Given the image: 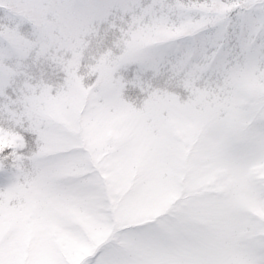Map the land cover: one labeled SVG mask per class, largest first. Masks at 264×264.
Returning <instances> with one entry per match:
<instances>
[{
  "label": "snow or ice",
  "instance_id": "obj_1",
  "mask_svg": "<svg viewBox=\"0 0 264 264\" xmlns=\"http://www.w3.org/2000/svg\"><path fill=\"white\" fill-rule=\"evenodd\" d=\"M149 2L155 8L174 3L182 9L181 17L161 18L157 25L164 35L152 50L126 55L112 67L119 80L97 81L83 115L77 107L60 115L51 106L69 92L51 97L46 110L25 99L23 113H12L7 123L0 118V264H134L122 245H149L185 232L182 205L148 222L124 226L121 200L109 181L111 172L93 142L98 119L107 131L119 117L113 106L121 98V78L143 88L169 77L182 78L184 85L246 78L258 86L255 108L264 113V89L257 84L264 69V0ZM143 4L144 0H0V41L18 45L20 67L27 75L42 86L55 84L61 74L58 61L49 55L51 49L73 42L83 48L94 35L104 37V47L114 46L119 17L127 19ZM191 5L201 10L196 21L190 16ZM45 11L53 13L46 30ZM15 101L10 79L0 75V109L5 103L13 107ZM213 123L218 133L212 146L217 162L250 194L264 195V186L247 185L244 175L247 164L259 161L255 171L264 177V129L249 138L232 115ZM76 132L82 133L83 145L74 139ZM81 147L88 148L87 158L77 152ZM101 204L110 206L107 215L98 211ZM13 231L43 237L39 253L21 251L10 238ZM214 264H264V225L237 237L232 258Z\"/></svg>",
  "mask_w": 264,
  "mask_h": 264
},
{
  "label": "rangeland",
  "instance_id": "obj_2",
  "mask_svg": "<svg viewBox=\"0 0 264 264\" xmlns=\"http://www.w3.org/2000/svg\"><path fill=\"white\" fill-rule=\"evenodd\" d=\"M103 43V36L97 39L94 35L85 43L81 59L85 52L98 57L111 56L115 41L114 46L104 47ZM110 70L111 65L107 63L101 66V71ZM121 82V97L129 102L136 101V106L143 111L133 121L119 113L107 131L104 122L98 119L93 128V142L100 161L111 172L109 181L112 192L121 200L124 226L148 222L182 205L185 231L199 232L198 221L205 216L225 219L229 228L242 227V220L227 217L218 196L236 183V178L217 162L212 152L218 134L213 122L220 120L217 113L223 114L231 110L230 106L238 105V97L233 95L223 104H213L201 92L194 106L191 102L196 92L193 84H185L177 92L160 90L147 97L140 85L122 78ZM51 106L60 115L69 106L79 108L84 114L88 96L83 93L79 67L70 94ZM118 130L123 131L117 134ZM259 164L255 161L250 167L255 170ZM10 238L21 251L29 254L39 253L44 243L43 237L35 233L18 236L13 231Z\"/></svg>",
  "mask_w": 264,
  "mask_h": 264
},
{
  "label": "clouds",
  "instance_id": "obj_3",
  "mask_svg": "<svg viewBox=\"0 0 264 264\" xmlns=\"http://www.w3.org/2000/svg\"><path fill=\"white\" fill-rule=\"evenodd\" d=\"M184 8H189V5H184ZM181 14L182 9L174 3H169L163 8H155L149 0H144L143 6L129 13L127 19L119 17L121 22L117 24V31L113 33L115 47L111 56L98 57L85 52L81 59L83 48L74 42L51 49L49 55L58 61L61 79L55 84L46 86H42L38 79L27 75L20 67L22 61L16 51L18 45L7 40L0 41V75L10 79L12 91L17 96L13 107L10 108L8 103H5L3 109H0V118L7 123L12 113H23L25 99L46 110L51 97L68 94L71 91L77 67H79L80 78L83 80V93L88 97L92 94L97 81L103 78L119 80V73L111 70L101 71V66L107 63L112 69L126 55L149 53L155 42L162 39L164 35L157 22L161 18H167L169 21L179 19ZM52 15L50 11H45L42 15L45 30L50 24L49 17ZM190 16L193 21H196L201 16V10L196 5H191ZM36 47L34 44V50ZM260 77L257 84L264 89V69H260ZM193 85L196 89L191 96L194 106L198 104L201 92L213 104H223L235 95L239 99L238 105L230 106L231 110L224 111L223 114L218 112V119L223 120L229 115L237 118L249 138L264 129V113L256 111V92L248 79L197 80ZM183 87L182 78L169 77L165 78L163 83L149 82L143 92L147 97H151L160 90L177 92ZM136 104V101L129 102L121 97L113 106V111L126 114L129 121H133L143 111V108L137 107ZM72 111L73 108L69 106L63 114H69ZM203 130L206 133L207 127L205 126ZM73 136L77 143L82 145L85 143L82 133L76 132ZM77 152L87 158L88 148L81 147L77 149ZM244 175L247 185L264 186V177L253 170L250 164L245 166ZM218 196L221 206L226 209L227 217L242 220L244 222L242 227L229 228L225 219L205 216L198 221L199 232L185 231L179 237H167L149 245H122L126 254L134 264H191L193 260L202 261L204 264H214L216 261L232 258L237 237L250 235L258 226L264 225V195L250 194L245 186L236 182L229 185ZM110 210V206L105 204H101L98 208V211L104 215H107Z\"/></svg>",
  "mask_w": 264,
  "mask_h": 264
}]
</instances>
